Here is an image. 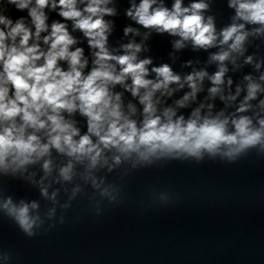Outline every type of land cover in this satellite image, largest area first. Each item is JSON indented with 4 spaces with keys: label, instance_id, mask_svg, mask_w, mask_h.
Returning <instances> with one entry per match:
<instances>
[{
    "label": "clouds",
    "instance_id": "obj_1",
    "mask_svg": "<svg viewBox=\"0 0 264 264\" xmlns=\"http://www.w3.org/2000/svg\"><path fill=\"white\" fill-rule=\"evenodd\" d=\"M80 2L84 3V0ZM106 2L107 0H87L82 10L77 8V0H58V3L53 2L51 5L53 9L60 8L59 15L64 20L73 21L74 28L79 29L88 38L90 47L99 49L95 53V64L98 67L86 77L80 71L87 63L81 59L83 49L69 50L76 40L70 35L65 23L56 22L51 25L50 35L44 37V43H50L45 53L40 51L38 44L29 46L33 33L25 26L23 19L17 20L13 26L12 20L0 15V25L9 29H0V64L3 66V73L0 74V122L7 125L0 131V165H5L8 157L18 166L30 163L34 154L39 158L49 151L50 146L60 152L67 150L69 156H89L95 164L101 154L100 145L104 148L115 147L124 154L136 152L142 159L155 155L157 150L168 154L184 152L189 156L199 157L202 149L215 153L221 145H226L228 151L225 155L231 157L261 141L264 133L261 130H253L247 117L233 121L234 133L227 132V120L205 119L203 123L198 124L197 120L193 119L185 125L183 118L172 122L170 113H165L169 116V121L164 124H161L159 117L153 118V92L167 88L170 82L179 81V77L174 76L171 69L164 65L153 69L158 76L163 77L159 82L153 83L144 78L147 74L145 65L150 61L134 63V54L117 57L108 53L105 47V32L108 26L103 20V15L112 14V10L101 7ZM155 2L156 0H141L139 6L133 5L135 11L129 9L127 15L145 28L154 27L179 34L184 39L191 38L195 45L213 44L216 39L213 25L211 22L204 23L199 14V10L206 8L205 4L193 3L190 8H182V0H175L170 11L165 7L153 8ZM9 3L23 10L29 7L31 0H9ZM48 4L49 0H35L36 6L29 10L37 39L42 31L47 30L42 9ZM237 4L238 17L252 23L264 24V0H235L230 6L235 7ZM243 28L244 25L240 24L223 30L220 43L225 44L234 38L231 49L237 50L245 39V34L241 33ZM125 31L127 33L130 29ZM17 37L20 38L19 46L13 43V46L9 47L5 43L8 39L15 42ZM126 47L139 51L138 45L129 44ZM228 55V52H223L213 59L222 62ZM42 58L44 63L38 65L37 62ZM60 60L69 63L68 71L57 66ZM110 60H116L123 66L119 75H114V68L108 63ZM224 71L222 67L212 78L215 84L222 83ZM129 75L132 78L130 90L134 96L141 88L150 89L140 98L141 103L145 105L144 113L147 114L140 129L135 122L122 116L119 103H113V97L107 87L109 82L122 83ZM203 75L197 73V76ZM261 79H264V76ZM187 80L192 82L193 76H188ZM9 85L14 89L13 98L9 97ZM190 86L193 90L196 89L195 83H190ZM258 87L256 84H250L246 99L254 98ZM217 90L215 87L211 89L213 93ZM119 99V95H116L115 100ZM187 99L185 96V100ZM77 109L88 118L87 134L80 136L78 141L73 137L79 135V130L71 123L65 122L61 115L62 110L72 113ZM239 110L244 111L245 105H241ZM16 117H20L23 122L19 127L15 122ZM42 117H46V120ZM259 123L264 129V120ZM29 127L37 131L47 129L48 142L41 144L35 134L26 136L25 130ZM92 136L97 138L96 143L93 142ZM116 160L119 162V157H116ZM44 168H49L48 162L44 163ZM71 168L72 165L69 164L61 169L65 180L71 178ZM31 207L35 208L36 204ZM9 211L15 215L25 231L31 229L33 221L29 217V205L13 206Z\"/></svg>",
    "mask_w": 264,
    "mask_h": 264
}]
</instances>
